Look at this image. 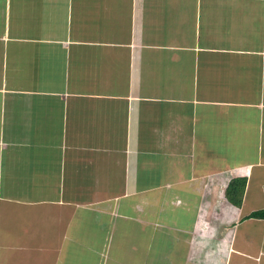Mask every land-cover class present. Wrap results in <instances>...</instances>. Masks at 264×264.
<instances>
[{
	"label": "crops",
	"instance_id": "0c3cea01",
	"mask_svg": "<svg viewBox=\"0 0 264 264\" xmlns=\"http://www.w3.org/2000/svg\"><path fill=\"white\" fill-rule=\"evenodd\" d=\"M260 209L264 0H0V264H264Z\"/></svg>",
	"mask_w": 264,
	"mask_h": 264
},
{
	"label": "trees",
	"instance_id": "16d2710c",
	"mask_svg": "<svg viewBox=\"0 0 264 264\" xmlns=\"http://www.w3.org/2000/svg\"><path fill=\"white\" fill-rule=\"evenodd\" d=\"M245 178H235L229 181L225 189L226 199L236 207H240L245 188ZM247 218H256L264 220V209L250 213Z\"/></svg>",
	"mask_w": 264,
	"mask_h": 264
}]
</instances>
